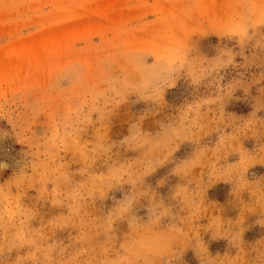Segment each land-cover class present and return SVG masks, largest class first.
Listing matches in <instances>:
<instances>
[{
    "label": "rangeland",
    "instance_id": "1",
    "mask_svg": "<svg viewBox=\"0 0 264 264\" xmlns=\"http://www.w3.org/2000/svg\"><path fill=\"white\" fill-rule=\"evenodd\" d=\"M0 264H264V0H0Z\"/></svg>",
    "mask_w": 264,
    "mask_h": 264
}]
</instances>
